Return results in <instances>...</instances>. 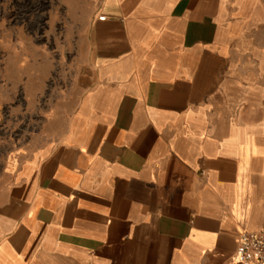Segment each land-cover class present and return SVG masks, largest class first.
Wrapping results in <instances>:
<instances>
[{
  "label": "crops",
  "instance_id": "0c3cea01",
  "mask_svg": "<svg viewBox=\"0 0 264 264\" xmlns=\"http://www.w3.org/2000/svg\"><path fill=\"white\" fill-rule=\"evenodd\" d=\"M72 10L59 84L38 102L25 82L39 118L0 177V264H239L264 230V0Z\"/></svg>",
  "mask_w": 264,
  "mask_h": 264
},
{
  "label": "rangeland",
  "instance_id": "374dc122",
  "mask_svg": "<svg viewBox=\"0 0 264 264\" xmlns=\"http://www.w3.org/2000/svg\"><path fill=\"white\" fill-rule=\"evenodd\" d=\"M72 1L0 0V177L38 122V111L26 104L25 82L40 102L76 52L83 31Z\"/></svg>",
  "mask_w": 264,
  "mask_h": 264
},
{
  "label": "built area",
  "instance_id": "2783aa9c",
  "mask_svg": "<svg viewBox=\"0 0 264 264\" xmlns=\"http://www.w3.org/2000/svg\"><path fill=\"white\" fill-rule=\"evenodd\" d=\"M235 256L239 264H264V230L242 232Z\"/></svg>",
  "mask_w": 264,
  "mask_h": 264
}]
</instances>
